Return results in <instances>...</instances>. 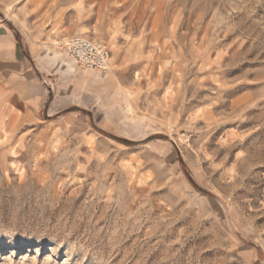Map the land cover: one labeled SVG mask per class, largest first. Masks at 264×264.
I'll return each instance as SVG.
<instances>
[{"label":"rangeland","instance_id":"1","mask_svg":"<svg viewBox=\"0 0 264 264\" xmlns=\"http://www.w3.org/2000/svg\"><path fill=\"white\" fill-rule=\"evenodd\" d=\"M0 13L52 49L112 52L87 113L0 105V264H264V0Z\"/></svg>","mask_w":264,"mask_h":264},{"label":"crops","instance_id":"2","mask_svg":"<svg viewBox=\"0 0 264 264\" xmlns=\"http://www.w3.org/2000/svg\"><path fill=\"white\" fill-rule=\"evenodd\" d=\"M63 51L52 49L32 38L14 20L0 13L2 109L7 111L26 107L38 115L44 114L48 119L87 113L89 108L85 104V97L93 88L92 81L102 89H106V82L99 78L102 76L99 71L83 67L68 54L69 59L76 63L73 74L69 67L71 61L62 63L60 59L63 57L45 53ZM79 66L84 69H77Z\"/></svg>","mask_w":264,"mask_h":264},{"label":"built area","instance_id":"3","mask_svg":"<svg viewBox=\"0 0 264 264\" xmlns=\"http://www.w3.org/2000/svg\"><path fill=\"white\" fill-rule=\"evenodd\" d=\"M65 51L85 68L98 70L102 74L110 70L112 52L103 41L74 36L65 44Z\"/></svg>","mask_w":264,"mask_h":264},{"label":"trees","instance_id":"4","mask_svg":"<svg viewBox=\"0 0 264 264\" xmlns=\"http://www.w3.org/2000/svg\"><path fill=\"white\" fill-rule=\"evenodd\" d=\"M126 143H130L129 141H127V140H124Z\"/></svg>","mask_w":264,"mask_h":264},{"label":"bare ground","instance_id":"5","mask_svg":"<svg viewBox=\"0 0 264 264\" xmlns=\"http://www.w3.org/2000/svg\"><path fill=\"white\" fill-rule=\"evenodd\" d=\"M115 81V80H114ZM115 84V83H114Z\"/></svg>","mask_w":264,"mask_h":264}]
</instances>
